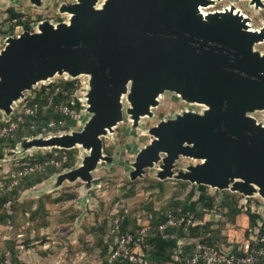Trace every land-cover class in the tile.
Masks as SVG:
<instances>
[{
	"label": "water",
	"instance_id": "1",
	"mask_svg": "<svg viewBox=\"0 0 264 264\" xmlns=\"http://www.w3.org/2000/svg\"><path fill=\"white\" fill-rule=\"evenodd\" d=\"M11 2L12 0H7ZM39 5L41 0H29ZM261 6V0H251ZM76 0L61 5L68 21H44L34 32L6 40L0 51V115L38 84L53 77H88L83 96L90 116L71 134L20 142L18 148L81 147V165L57 179L86 187L103 155L102 139L123 121L136 126L151 117L160 96L172 92L200 112L183 111L149 129L151 142L137 154L131 181L158 166L159 180L258 194L264 200V54L253 47L264 41L248 31L247 19L230 11L203 17L213 0ZM123 99L128 108L123 112ZM180 158L194 165L174 172Z\"/></svg>",
	"mask_w": 264,
	"mask_h": 264
},
{
	"label": "rangeland",
	"instance_id": "2",
	"mask_svg": "<svg viewBox=\"0 0 264 264\" xmlns=\"http://www.w3.org/2000/svg\"><path fill=\"white\" fill-rule=\"evenodd\" d=\"M75 1L41 0L37 6L29 0H0V51L8 38L17 37L24 31L34 32L44 21L54 25L67 22V14L60 13L59 8ZM102 2L99 0L98 5ZM261 4L257 6L251 0H216L206 9L211 13L225 7L238 9L250 18L252 28L257 31L264 22V0H261ZM12 10L19 15L18 20L11 19ZM253 50L264 54V44L255 45ZM59 81L73 82L77 93L81 94H85L88 88L87 76L70 79L63 75L38 84L33 90ZM32 94L26 92L24 96ZM23 103L17 105L23 107ZM122 104L125 112L128 108L126 99ZM201 110L202 107L188 104L172 92H165L159 98L158 105L151 109V117L139 119L136 126L124 113L123 121L111 135L102 139L103 155L111 158V161L99 163L87 187L80 180L74 183L65 181L58 186L56 183L59 176L78 168L88 155L79 146L70 150H21L17 142L12 147L2 148L0 200L3 197L7 200L0 204V263L4 254L9 252L25 258L26 264H104L105 260L107 264H134L123 257L117 260L112 258L115 250L112 248L118 238L114 231L125 226V233H131L139 240L137 247L134 246L135 252L142 249L146 255L147 239L152 235L138 234H142L139 232L149 225L151 213L168 207L171 208L166 212L174 213V207L191 202H195L194 207L198 211L206 209L203 216L210 224L197 239L209 240L212 243L210 246L231 253L242 252L247 244L264 246V200L258 194L245 197L206 186L200 189L199 186L174 179L159 180L156 176L157 165L146 169L139 179L131 181L129 178L137 154L152 140L148 133L150 128L161 121L173 119L183 111ZM1 117L6 118L3 113ZM252 117L264 124L263 113L255 112ZM89 118L83 112L72 129L54 136L80 131ZM51 137L28 136L26 138L29 139L23 141L47 140ZM61 150L67 153L61 154ZM53 158L58 162L57 166H53ZM194 164L190 159L180 158L175 163L174 172L185 171L187 166ZM39 176L38 183L25 187L27 181H33L30 178ZM190 192L192 196H189ZM200 196L210 200L207 203L212 205L211 209L208 210L209 204L203 200L197 202ZM224 200H227V204L222 202ZM253 215L257 218L252 220ZM197 239L180 240L179 247L192 248L190 243ZM178 253L176 250L173 259H178ZM185 263L184 260L182 264Z\"/></svg>",
	"mask_w": 264,
	"mask_h": 264
},
{
	"label": "built area",
	"instance_id": "3",
	"mask_svg": "<svg viewBox=\"0 0 264 264\" xmlns=\"http://www.w3.org/2000/svg\"><path fill=\"white\" fill-rule=\"evenodd\" d=\"M50 84L52 83L46 86ZM30 93H32V91ZM58 95L64 96L65 98L61 101L54 102L53 98ZM82 95L84 96V94L77 93L76 85L74 89L70 91V94L62 87H57L53 89V91L46 89L42 96L48 97L50 104L45 106L43 111L50 110L60 118L42 123L39 128L38 120L40 117L38 115V107L22 111L20 105H14L13 112L9 118H0V122L3 124L0 126V140L15 138L18 131H26L28 129L34 133L30 137L40 135L46 138L60 134V132L64 133V131H69L72 129L69 125L70 122L78 121L83 112L85 113V104ZM26 98L27 97L20 101L19 104L25 101ZM27 139L29 138H23L19 143ZM57 165L58 162L53 158V166ZM203 224L204 221L196 217L195 214L179 211L178 215H174L172 211H168L166 212V220L164 222L160 224L149 223L147 228L139 232L142 234L138 235H153L158 233L163 238H167V232L169 230H182L186 236L185 238H189L188 229ZM138 241L139 240H136V237L131 233H125L119 236L116 240L112 258L117 260L123 257L126 258L129 263L134 264H174L173 261L162 263L150 261L147 259L142 249L135 252L136 249H134V246L137 247ZM190 245H192V248L190 254H188L185 259V264H264V246H262V244L255 243L251 246L247 244L245 249L238 253H231L220 248L212 247L199 239L193 240ZM144 248H146V246ZM1 264H16V262L9 253H5Z\"/></svg>",
	"mask_w": 264,
	"mask_h": 264
},
{
	"label": "trees",
	"instance_id": "4",
	"mask_svg": "<svg viewBox=\"0 0 264 264\" xmlns=\"http://www.w3.org/2000/svg\"><path fill=\"white\" fill-rule=\"evenodd\" d=\"M11 19H17L19 18L18 14H15V12H13V10L11 11ZM57 87H62L63 89H65L67 92L74 89V84L73 82H63V81H59V82H55L52 83L46 87H42L39 90H34V92H32L33 94L30 95L29 97H27L24 101L23 104H21L23 107L20 106V109H22V111L26 110V109H33L34 107H38L39 108V120H38V128L40 127V125L42 123H47L49 122V120L51 119H59L60 117L51 112L50 110L48 111H43V108L47 105L50 104L48 97L46 96H42V94L44 93V91L46 89L48 90H52L57 88ZM65 97L64 96H56L53 98L54 102L55 101H61L63 100ZM52 100V101H53ZM3 125L0 122V126ZM71 127H74L76 125V122H70L69 124ZM32 134H34L33 132H31L29 129L26 131H18L15 135V138H11V139H6V140H0V152L2 151V148H6V147H12L14 146L17 142L21 141V139L26 138L28 136H31ZM63 151V150H61ZM67 153V151H63L61 154H65ZM42 162V161H41ZM33 179L27 181L25 187H31L34 184L38 183L40 181V176L37 178H30ZM200 189H204L203 186H199ZM192 192H190L189 196H192L191 194ZM5 199V200H4ZM7 200V198L3 197L0 201V204L2 205L3 203H5ZM204 201L207 203L208 198H205L204 196H200L197 202H201ZM224 204H227V200L222 201ZM194 203L195 202H191L190 204H183L182 206H177L174 207V215H178L177 210L181 209V212L186 213H192L195 214L196 217H198L199 219L204 221V224L201 226H196L193 228H189L188 232H189V238L192 239H197L199 237V234L201 233H205L204 230L210 225L207 224L208 222L205 221L204 218V213L206 209L202 208L201 210H197L194 207ZM178 204V203H177ZM209 204V203H207ZM206 204V205H207ZM223 204V205H224ZM179 205V204H178ZM171 208L168 207L167 209L164 208L161 211H155L152 214V219L149 221L150 224H160L162 222H164L166 220V211ZM212 208V205L209 204L208 210ZM163 213V215H162ZM257 216H251V219H256ZM126 232V228L125 226L123 227H119L117 230L114 231L115 235H117L118 237L125 234ZM168 236L167 238H163L160 234L155 233L152 236H150L147 239V252H146V257L148 260L153 261V262H158V263H162V262H166V261H173L174 264H182L184 263L185 260V255L188 254V252L190 251V246H181L179 247V242L180 240H184L185 239V234L183 233L182 230H169L167 232ZM203 242L207 243L208 245H212L211 241L209 240H203ZM115 249V245H113L112 250ZM173 250H175L173 252ZM176 250L179 251V253L177 254V258L178 259H173V257L176 255ZM9 253V252H7ZM187 253V254H186ZM14 261L16 262V264H24L23 262H21V260H19L18 256L13 255L12 253H9ZM5 255V254H4ZM110 253L108 254L109 257ZM4 258V256H3ZM3 258L1 259V262L3 260ZM179 260V262H178ZM1 264V263H0ZM104 264H107V260L104 261Z\"/></svg>",
	"mask_w": 264,
	"mask_h": 264
},
{
	"label": "bare ground",
	"instance_id": "5",
	"mask_svg": "<svg viewBox=\"0 0 264 264\" xmlns=\"http://www.w3.org/2000/svg\"><path fill=\"white\" fill-rule=\"evenodd\" d=\"M216 0H213V2H215ZM97 6H100V5H97ZM230 8L231 7H225L223 10H221V11H216V12H224V11H230ZM200 12H201V14L203 15V17H205V16H207V14H209V13H211V12H208L207 11V9L206 8H200ZM233 13L234 14H240L241 15V17L242 18H244V19H247L248 21V23H247V25H246V29L248 30V31H250V32H252V31H256L255 29H253L252 28V25H251V23H250V18H248L244 13H242L240 10H238V9H233ZM68 16V15H67ZM69 17V16H68ZM262 44H264V41L263 42H261V43H258V45H262ZM160 98H161V96H160ZM143 118H146V117H143ZM148 118V117H147ZM109 135H111V134H109Z\"/></svg>",
	"mask_w": 264,
	"mask_h": 264
},
{
	"label": "crops",
	"instance_id": "6",
	"mask_svg": "<svg viewBox=\"0 0 264 264\" xmlns=\"http://www.w3.org/2000/svg\"><path fill=\"white\" fill-rule=\"evenodd\" d=\"M18 258H19V260H21V262H23L24 264H26L25 258H23L22 256L21 257L18 256Z\"/></svg>",
	"mask_w": 264,
	"mask_h": 264
}]
</instances>
